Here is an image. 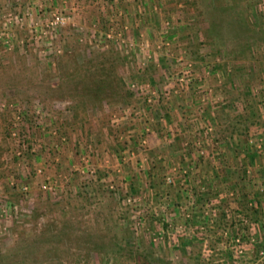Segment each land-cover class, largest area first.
I'll return each mask as SVG.
<instances>
[{"label": "rangeland", "instance_id": "obj_1", "mask_svg": "<svg viewBox=\"0 0 264 264\" xmlns=\"http://www.w3.org/2000/svg\"><path fill=\"white\" fill-rule=\"evenodd\" d=\"M0 264H264V0H0Z\"/></svg>", "mask_w": 264, "mask_h": 264}, {"label": "crops", "instance_id": "obj_2", "mask_svg": "<svg viewBox=\"0 0 264 264\" xmlns=\"http://www.w3.org/2000/svg\"><path fill=\"white\" fill-rule=\"evenodd\" d=\"M201 92V90H198V87L196 88V90H195V96L193 97V99H195V102H196V100H197V93H200ZM218 95V94H217ZM192 98H191V96L190 97H188V99L186 100V105H185V111L186 112H184L183 114H185V115H190V114H192V112H194V109H192L191 107L189 108V109H186L187 108V104H188V100H190V101H192L193 100ZM184 103V102H183ZM197 106V103L195 104V106L194 107H196ZM215 107H217L216 105H215ZM213 109H215L214 107H213ZM227 111V112H226ZM237 112H239V114H241L242 112H240V111H238L237 109H235V110H228V107H223V108H216V115L219 113V115H221V117H223L224 116V114H225V116H226V114H229L228 116H230V114L231 113H237ZM190 113V114H189ZM195 113H197V111L195 110ZM213 114V113H212ZM243 114V113H242ZM223 115V116H222ZM227 116V117H228ZM230 118V117H229ZM232 121H233V118H230ZM187 121V120H186ZM187 124V123H186ZM226 125V124H225ZM224 124H218L217 122H215L214 124H211V126H213V133L211 134V136H212V140H216L217 139V141H218V143L219 142H221V146L222 145H224V146H230L231 147V152H232V149H234V147H237L238 145H237V141H239V139L237 140V138L235 137V134L233 133V134H231L230 132H227V133H225V132H223V129H220L222 126L224 127L225 126ZM232 126H234V125H232ZM196 128H198V127H196ZM232 129H236L235 127H231ZM245 128V127H244ZM207 129H209V128H207ZM206 129V130H207ZM228 129H230V128H228ZM216 131H217V133H216ZM219 131H221V132H219ZM205 133H207V131H205ZM200 136V135H199ZM221 138V140H220V138ZM227 138V139H226ZM226 139V140H225ZM237 150V149H236ZM237 157H236V154H235V156H234V159H236ZM229 167H225L224 168V170H227ZM231 168V167H230ZM218 171H219V167H218ZM228 174V173H227ZM201 174L200 173H197V177L198 176H200ZM215 177H218V175L216 176L215 175Z\"/></svg>", "mask_w": 264, "mask_h": 264}]
</instances>
